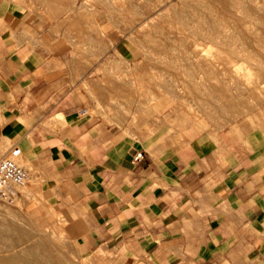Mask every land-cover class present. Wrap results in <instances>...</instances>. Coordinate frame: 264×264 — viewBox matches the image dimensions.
Instances as JSON below:
<instances>
[{
    "label": "crops",
    "instance_id": "1",
    "mask_svg": "<svg viewBox=\"0 0 264 264\" xmlns=\"http://www.w3.org/2000/svg\"><path fill=\"white\" fill-rule=\"evenodd\" d=\"M111 10L0 0V159L21 149L20 204L44 207L58 264H264V122L163 129Z\"/></svg>",
    "mask_w": 264,
    "mask_h": 264
},
{
    "label": "rangeland",
    "instance_id": "2",
    "mask_svg": "<svg viewBox=\"0 0 264 264\" xmlns=\"http://www.w3.org/2000/svg\"><path fill=\"white\" fill-rule=\"evenodd\" d=\"M108 4L115 32L134 44L136 63L146 70L137 81L131 78L139 91L133 95L146 106L161 104L163 129L172 126L185 138L207 129L264 122V0ZM211 70L217 73L208 74ZM27 190L26 185L20 194ZM19 198L12 205L0 202V264H16L11 258L58 264L57 229L47 215L45 219L42 205L27 210Z\"/></svg>",
    "mask_w": 264,
    "mask_h": 264
},
{
    "label": "built area",
    "instance_id": "3",
    "mask_svg": "<svg viewBox=\"0 0 264 264\" xmlns=\"http://www.w3.org/2000/svg\"><path fill=\"white\" fill-rule=\"evenodd\" d=\"M21 149L12 147L6 156L0 159V202L12 205L21 190L29 182V171L20 163ZM144 154L138 153L135 161L143 159Z\"/></svg>",
    "mask_w": 264,
    "mask_h": 264
},
{
    "label": "bare ground",
    "instance_id": "4",
    "mask_svg": "<svg viewBox=\"0 0 264 264\" xmlns=\"http://www.w3.org/2000/svg\"><path fill=\"white\" fill-rule=\"evenodd\" d=\"M216 24V23H215ZM215 26V25H214ZM213 26V27H214ZM219 28V27H218ZM213 29V28H212ZM209 34V33H208ZM216 33L215 32H211V36H213V35H215ZM206 37V36H205ZM212 37H210V39H211ZM243 49V48H242ZM246 49V48H245ZM249 51V50H248ZM215 70H211V71H209V73L208 74H210V73H213ZM216 72V71H215ZM214 72V73H215ZM217 73V72H216ZM203 86H204V84H203ZM223 88L225 89V90H227L228 89V86H227V84H224L223 85ZM24 251V250H23ZM22 251V252H23ZM38 251V250H37ZM22 254V253H21ZM25 256V255H24ZM27 256V255H26ZM15 257V256H14ZM44 258V257H43ZM41 259V258H40ZM12 262H14V263H16V264H21L22 262L21 261H19V260H17L16 258H11L10 259ZM29 263V262H28ZM43 263V262H42ZM22 264H27V263H22ZM30 264V263H29Z\"/></svg>",
    "mask_w": 264,
    "mask_h": 264
}]
</instances>
